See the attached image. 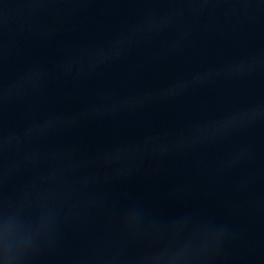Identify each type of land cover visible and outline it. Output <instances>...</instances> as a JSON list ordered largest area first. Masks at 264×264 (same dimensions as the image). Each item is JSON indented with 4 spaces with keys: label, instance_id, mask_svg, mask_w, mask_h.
Instances as JSON below:
<instances>
[{
    "label": "water",
    "instance_id": "obj_1",
    "mask_svg": "<svg viewBox=\"0 0 264 264\" xmlns=\"http://www.w3.org/2000/svg\"><path fill=\"white\" fill-rule=\"evenodd\" d=\"M0 264H264V0H0Z\"/></svg>",
    "mask_w": 264,
    "mask_h": 264
}]
</instances>
